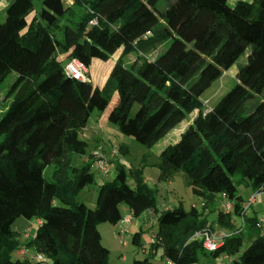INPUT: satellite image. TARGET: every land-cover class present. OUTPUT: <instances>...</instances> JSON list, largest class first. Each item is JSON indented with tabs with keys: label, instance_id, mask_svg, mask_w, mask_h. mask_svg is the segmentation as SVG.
I'll return each mask as SVG.
<instances>
[{
	"label": "trees",
	"instance_id": "obj_1",
	"mask_svg": "<svg viewBox=\"0 0 264 264\" xmlns=\"http://www.w3.org/2000/svg\"><path fill=\"white\" fill-rule=\"evenodd\" d=\"M40 1L35 10L34 0H9L0 20V85L15 76L0 100L7 104L0 117V264H87L82 253L90 244L103 251L100 264H109L98 224L120 222L122 204L137 217L158 212L147 165L157 168L158 182L183 172L203 209L217 195L232 206L217 211L215 225L196 206L160 211L149 247L161 248L159 258L146 254L132 264H194L199 253L264 264L262 226L237 192L238 184L251 195L264 191V97L243 114L246 101L264 89V0ZM245 52L235 84L206 110L202 94ZM72 58L87 67V80L77 82L68 115L61 100ZM95 109L142 144L160 136L163 123L181 122L186 112L192 119L157 162L143 159L129 169L134 186L119 156L109 159L116 175L98 185L87 212L75 196L94 181L90 158L74 166L72 157L85 155L80 131ZM20 217L40 220L26 246L43 260L12 259L20 243L11 225ZM214 226L225 233L217 249L206 251L195 234Z\"/></svg>",
	"mask_w": 264,
	"mask_h": 264
},
{
	"label": "rangeland",
	"instance_id": "obj_2",
	"mask_svg": "<svg viewBox=\"0 0 264 264\" xmlns=\"http://www.w3.org/2000/svg\"><path fill=\"white\" fill-rule=\"evenodd\" d=\"M8 1L9 0H1L0 2V20H4L5 18V6ZM228 3L234 4V0H228ZM40 6L41 1L34 0V9L37 10ZM133 56L134 52L128 55V59H131ZM246 58L247 52L240 55L228 69L224 70L222 76L214 81L202 94L201 97L205 102L206 110L215 104L217 100L235 84V73L239 67L246 62ZM14 77V73H11L0 85V100L12 83ZM64 88V96H66L67 89H79L80 86L77 82H67ZM263 97L264 89L261 94H255L252 98L247 100L244 105L243 114H247L252 110L257 103L263 100ZM6 106V103L1 104L0 102V117L4 114ZM63 106L66 107V105ZM65 112L70 115V110H66ZM191 119L192 114L186 112L181 122L174 125H169L168 121L163 123L162 126H160L161 135L155 138L150 144H142L137 142L133 136L120 132L115 123L109 121L107 118L100 117L98 110L95 109L90 113L85 127L80 131V136L88 143L85 155L74 154L72 157V164L74 166H81L84 161L88 159V155L99 147L106 154L111 149L116 148L119 150L118 156L126 172L125 181L129 186H134V180L129 174V169L139 167L144 161H146L147 164L157 162L159 152L167 144L177 140V133L181 131L185 125L190 123ZM122 145L125 146L126 149L120 150V146ZM143 159L145 160L143 161ZM89 165L90 171L94 176V181L80 189L75 196V200L85 209L93 210L97 198L98 185L102 182L113 180L116 173L112 162H110V166L104 173L99 172L96 160L90 158ZM52 169L53 167L49 165L43 171L44 177L47 180L50 179ZM157 173L158 170L154 165H147L144 167L146 182L156 190L155 204L158 211L157 213L152 210H146L137 217L129 212V210H125V204H122L120 207L122 214L131 217L130 223H118L115 227L108 222L99 223L100 225L112 226L115 230L112 236L110 232L107 234L110 230L104 231V235H101L100 239L102 247H110V251L108 250L109 264H132L134 259H142L145 257L144 253L141 252L140 246L142 245L147 249L151 246V235L157 229L158 213L165 208L170 209L181 204L185 209H189L191 206H196L200 210L203 209L201 200L192 193L191 187L187 183V177L183 172L177 173L171 180L165 182L157 181ZM237 192L242 195L244 199L248 200V197L252 194V189L243 184H238ZM225 201L226 200L221 195H217L214 204H209L208 207L203 209L205 212H208L209 220L211 223H214V225L216 213L220 208L224 207ZM246 214L256 215L258 219L264 217V191L256 192L253 202L246 208ZM235 220L237 224L240 223L239 218H235ZM37 226L38 222L36 217H31L29 219L20 217L12 223L11 227L18 233L16 239L20 243L19 248L28 247L26 246V242L33 236ZM121 226L127 230L125 243L119 238V229ZM214 227L216 231L220 230L217 226ZM262 229L264 230V226H262ZM243 247H245V243ZM29 249L31 250H29L27 254L28 259H30V253H33L32 248ZM123 256L126 257V262L121 261ZM11 257L12 259L22 258V256L18 254V249L11 251ZM222 257L223 256H211L209 254L199 253L198 259L194 264H222ZM32 260H36V258ZM225 262L227 264V261Z\"/></svg>",
	"mask_w": 264,
	"mask_h": 264
},
{
	"label": "built area",
	"instance_id": "obj_3",
	"mask_svg": "<svg viewBox=\"0 0 264 264\" xmlns=\"http://www.w3.org/2000/svg\"><path fill=\"white\" fill-rule=\"evenodd\" d=\"M74 0H65V3L71 4ZM91 23H95V20H92ZM87 67L78 59L72 58L69 61H67L65 65V75L69 82H80V81H86L87 80ZM118 156V149L113 148L111 149L107 154L102 151V149L99 147L96 150H94L88 158H92L93 160L97 161L98 164V170L101 173L106 172L108 167L110 166L109 159L115 158ZM88 160V159H86ZM256 193L251 195L247 200V206L250 205L254 198ZM231 203L229 201H226L224 204L225 211H229L231 209ZM121 221H130V217H125ZM38 224L40 223V220H37ZM258 222L261 226H264V217L259 218ZM127 230L125 228L119 229V238L120 240L125 243V237H126ZM196 237H199L202 239V246L206 251H213L217 249L222 242V237L224 236V233L216 231L213 228L207 227L201 231H198L195 234ZM36 259L43 260L44 256L42 254H36ZM167 264H174L172 261L167 260Z\"/></svg>",
	"mask_w": 264,
	"mask_h": 264
},
{
	"label": "crops",
	"instance_id": "obj_4",
	"mask_svg": "<svg viewBox=\"0 0 264 264\" xmlns=\"http://www.w3.org/2000/svg\"><path fill=\"white\" fill-rule=\"evenodd\" d=\"M74 83V82H73ZM76 83V82H75ZM65 94V93H64ZM64 98V99H63ZM63 100H61L62 101V105H66V107L65 108H68V109H70V111L72 110V108L74 107V104H75V102L77 101V98H78V89H72V88H70V89H67V93H66V96H63ZM203 99V98H202ZM63 102H65V103H63ZM146 179V178H145ZM83 207V206H82ZM121 207V206H120ZM84 208V207H83ZM85 209V208H84ZM124 209L125 210H129L128 209V207H127V205H124ZM165 209H167V208H165ZM87 212H91L92 210H87V209H85ZM122 212V211H121ZM130 212V211H129ZM123 215V214H122ZM125 217H130L129 215H123V218L122 219H124ZM38 220V219H37ZM131 222V217H130V221L129 222H126V221H120V222H118V223H121V224H124V223H130ZM118 223H116V224H118ZM100 224H102V223H100ZM100 224H98V229H99V232H100V234L101 235H104L103 234V232L104 231H108V230H110V231H108L107 232V234L110 232V234H111V236L112 235H114L113 233L115 232V230H114V227H115V225L116 224H113V226L114 227H109L108 225H100ZM120 228H123V226H121ZM263 230V229H262ZM219 232H222V233H225V230H223V229H220L219 230ZM263 232H264V230H263ZM34 235V234H33ZM105 235H106V233H105ZM137 241H139V240H137ZM101 242V241H100ZM102 245V244H101ZM104 247V246H103ZM141 247V252H143L144 253V255H146V254H148L149 256H152V257H155V258H159V256H160V254H161V252H160V247H157L156 248V250L155 251H150L149 252V248L147 249V248H145V247H143L142 245L140 246ZM104 248H106V249H110V247L109 246H105ZM29 250H31V249H29V248H20L19 250H18V254L19 255H21L22 256V258H27V254H28V252H29ZM33 250V249H32ZM110 251V250H109ZM34 258H36V254H35V252L33 251V253L31 252L30 253V259L32 260V259H34ZM102 258H103V251L101 250V249H99L98 247H96L94 244H90V245H88V246H86L85 248H84V251H83V253H82V259H83V261L84 262H86L87 264H100L101 263V261H102ZM121 261L122 262H126V257L125 256H123L122 258H121ZM225 261H227V264H228V262H229V258L228 257H226V256H223L222 257V264H226V262Z\"/></svg>",
	"mask_w": 264,
	"mask_h": 264
}]
</instances>
